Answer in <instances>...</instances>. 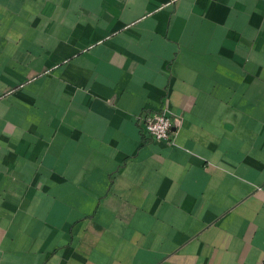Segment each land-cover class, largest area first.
<instances>
[{
    "label": "crops",
    "instance_id": "1",
    "mask_svg": "<svg viewBox=\"0 0 264 264\" xmlns=\"http://www.w3.org/2000/svg\"><path fill=\"white\" fill-rule=\"evenodd\" d=\"M0 264H264V0H0Z\"/></svg>",
    "mask_w": 264,
    "mask_h": 264
},
{
    "label": "built area",
    "instance_id": "2",
    "mask_svg": "<svg viewBox=\"0 0 264 264\" xmlns=\"http://www.w3.org/2000/svg\"><path fill=\"white\" fill-rule=\"evenodd\" d=\"M137 120L140 132L147 137L167 139L171 136L173 118L166 108L149 114H139Z\"/></svg>",
    "mask_w": 264,
    "mask_h": 264
}]
</instances>
